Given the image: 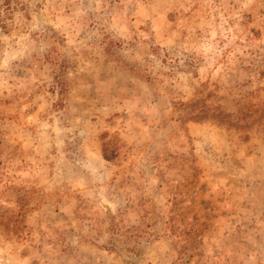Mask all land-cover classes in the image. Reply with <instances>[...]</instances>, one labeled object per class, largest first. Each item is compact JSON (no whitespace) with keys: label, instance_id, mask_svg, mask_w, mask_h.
<instances>
[{"label":"rangeland","instance_id":"rangeland-1","mask_svg":"<svg viewBox=\"0 0 264 264\" xmlns=\"http://www.w3.org/2000/svg\"><path fill=\"white\" fill-rule=\"evenodd\" d=\"M0 264H264V0H0Z\"/></svg>","mask_w":264,"mask_h":264}]
</instances>
